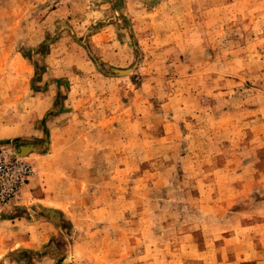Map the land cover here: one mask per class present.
<instances>
[{"label": "rangeland", "instance_id": "rangeland-1", "mask_svg": "<svg viewBox=\"0 0 264 264\" xmlns=\"http://www.w3.org/2000/svg\"><path fill=\"white\" fill-rule=\"evenodd\" d=\"M0 264H264V0H0Z\"/></svg>", "mask_w": 264, "mask_h": 264}]
</instances>
